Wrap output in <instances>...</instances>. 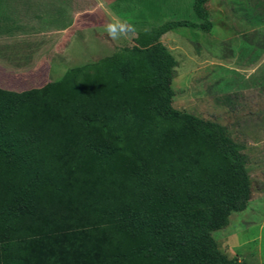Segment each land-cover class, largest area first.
Instances as JSON below:
<instances>
[{
    "label": "trees",
    "instance_id": "16d2710c",
    "mask_svg": "<svg viewBox=\"0 0 264 264\" xmlns=\"http://www.w3.org/2000/svg\"><path fill=\"white\" fill-rule=\"evenodd\" d=\"M205 1L173 26L209 30ZM144 51L162 71L149 100L119 69L71 104L49 88L0 95V264H239L210 232L246 206L245 156L170 107L171 57L158 42Z\"/></svg>",
    "mask_w": 264,
    "mask_h": 264
},
{
    "label": "rangeland",
    "instance_id": "374dc122",
    "mask_svg": "<svg viewBox=\"0 0 264 264\" xmlns=\"http://www.w3.org/2000/svg\"><path fill=\"white\" fill-rule=\"evenodd\" d=\"M195 1L0 0V95L46 97L49 88L54 102L71 104L119 69L122 88L149 100L162 71L144 49L160 43L172 60L170 107L222 127L245 156L249 198L210 232L216 249L228 261L264 264V0H206L209 30L173 26L194 22ZM120 21L135 26L131 39L108 36Z\"/></svg>",
    "mask_w": 264,
    "mask_h": 264
},
{
    "label": "clouds",
    "instance_id": "9594fccd",
    "mask_svg": "<svg viewBox=\"0 0 264 264\" xmlns=\"http://www.w3.org/2000/svg\"><path fill=\"white\" fill-rule=\"evenodd\" d=\"M106 32L113 40H129L135 35L136 28L128 22H112L106 26Z\"/></svg>",
    "mask_w": 264,
    "mask_h": 264
}]
</instances>
